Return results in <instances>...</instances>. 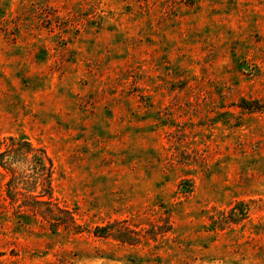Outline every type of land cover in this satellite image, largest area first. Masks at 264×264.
Masks as SVG:
<instances>
[{
	"label": "rangeland",
	"instance_id": "obj_1",
	"mask_svg": "<svg viewBox=\"0 0 264 264\" xmlns=\"http://www.w3.org/2000/svg\"><path fill=\"white\" fill-rule=\"evenodd\" d=\"M11 138L0 264H264V0H0Z\"/></svg>",
	"mask_w": 264,
	"mask_h": 264
},
{
	"label": "trees",
	"instance_id": "obj_2",
	"mask_svg": "<svg viewBox=\"0 0 264 264\" xmlns=\"http://www.w3.org/2000/svg\"><path fill=\"white\" fill-rule=\"evenodd\" d=\"M22 141V142H21ZM15 142V144H14ZM21 145H25L26 146V151H23ZM29 151H32V147L31 145L29 144L28 141L26 140H14V139H10V145L9 147H7L6 149L2 150L0 152V161L2 163V158L5 156V155H8L9 157L13 158L15 155H18V154H23V153H26V152H29ZM37 202H44L42 200H36ZM240 204L237 203L235 206H239Z\"/></svg>",
	"mask_w": 264,
	"mask_h": 264
}]
</instances>
